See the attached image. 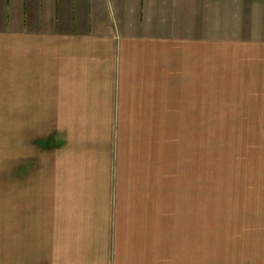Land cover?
I'll list each match as a JSON object with an SVG mask.
<instances>
[{
    "label": "crops",
    "instance_id": "0c3cea01",
    "mask_svg": "<svg viewBox=\"0 0 264 264\" xmlns=\"http://www.w3.org/2000/svg\"><path fill=\"white\" fill-rule=\"evenodd\" d=\"M4 1L0 86H15L19 136L0 264H264V37L237 45L240 193L223 221L236 238L215 254L206 201L159 193V130L141 126L165 122L166 86H213L212 42L167 35L163 0H124L119 31L100 0L87 14L83 0Z\"/></svg>",
    "mask_w": 264,
    "mask_h": 264
},
{
    "label": "rangeland",
    "instance_id": "374dc122",
    "mask_svg": "<svg viewBox=\"0 0 264 264\" xmlns=\"http://www.w3.org/2000/svg\"><path fill=\"white\" fill-rule=\"evenodd\" d=\"M123 1L100 0L102 21L116 31L124 26L125 15L121 18L119 13ZM164 2L170 16L166 21L167 35L212 42L214 83L213 86H166L165 122L141 126L151 135L153 130L156 133L159 130V164L151 170L158 175L159 183L155 187L159 193L191 194L198 196L199 201H206L198 203L199 232L209 234L217 254L231 235L236 238V228L225 227L223 221L236 216L240 193L238 86L234 69L237 45L254 36L264 37V0ZM83 3H87L85 14L91 13L90 0ZM14 87L0 86V197L11 196L14 190L15 144L19 136L14 120ZM18 125L24 127V123ZM129 129L133 130L132 123L122 124L123 147L130 154L134 139L127 136L131 134ZM145 143L153 148L152 139H146ZM127 187L131 188L129 184Z\"/></svg>",
    "mask_w": 264,
    "mask_h": 264
}]
</instances>
